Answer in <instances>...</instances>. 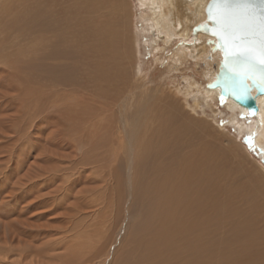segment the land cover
<instances>
[{
  "label": "rangeland",
  "instance_id": "obj_1",
  "mask_svg": "<svg viewBox=\"0 0 264 264\" xmlns=\"http://www.w3.org/2000/svg\"><path fill=\"white\" fill-rule=\"evenodd\" d=\"M73 2L0 0V264H112L127 233V243L132 239L121 249L128 254L144 222L132 196L138 140L153 108L163 101L176 103L187 117L209 127L195 145L192 136V147L201 149L209 139V146L221 149L217 154L226 157L232 186L238 188L236 195L228 189L219 195L234 198L241 190L244 208L250 203L253 208L254 199L260 204L254 181H264V162L250 134L241 135L237 127L242 122L251 126L255 115L230 111L228 100L219 95L205 111H194L187 94L193 80L208 86L204 66L217 63L219 49L207 43L205 57L179 56V39L166 46L145 29L149 17L138 0H117L123 54L115 82H97L88 78L95 59L83 58L78 27L75 41L66 42L58 36L57 22L47 32L25 24L37 12L51 20L56 16L60 23L66 15L60 9L73 8ZM72 23L78 25L75 19ZM156 224H148L137 239L151 238ZM94 225L102 230L97 241L101 236L115 241L105 259L96 256L89 262L92 245L88 248L91 238L85 230ZM173 246L167 248L172 259Z\"/></svg>",
  "mask_w": 264,
  "mask_h": 264
},
{
  "label": "bare ground",
  "instance_id": "obj_2",
  "mask_svg": "<svg viewBox=\"0 0 264 264\" xmlns=\"http://www.w3.org/2000/svg\"><path fill=\"white\" fill-rule=\"evenodd\" d=\"M70 1H74L73 8L60 9L66 14L60 23L56 16L51 20L47 13L45 14L49 18L37 12L32 20L25 24L33 31L47 32L51 31L53 22H57L61 25L58 36L66 42L75 41L74 38L77 36L74 32L78 27L81 52L85 55L83 58L87 61L95 59L93 75H88V78L97 82L114 83L116 73L118 74L116 62L118 58L120 59L121 53L123 54L125 44L122 32L124 25L121 21L122 15L116 8L117 0ZM209 1L138 0V4L147 11L149 18L146 19L148 27L145 29L153 34L152 36H156L155 39H160L166 46L179 39L175 54L196 58L207 55L209 47L207 43L215 46L214 36L193 31L195 26L207 22L206 6ZM145 16L146 14L142 15ZM74 19L79 26L72 23ZM193 35L195 39L191 42ZM78 49L80 50V47ZM217 53V63L210 60L206 65L203 61L204 78L208 84L216 79L220 70L222 52L219 49ZM54 55L57 53L51 54L52 57ZM190 83L187 94L193 99L195 105L193 110L201 107L205 111L219 95V89L196 84L194 80ZM252 93L255 94L256 90L254 89ZM227 100L230 111L248 113L234 100L230 98ZM256 101L258 113L255 115L254 124L248 126L249 124L245 125L242 122L237 127L240 134L242 132L250 134L264 162V94L259 95ZM163 102L161 107L153 108L149 120L147 116L149 125L148 122L145 124L146 131L138 140L132 188L133 203L140 204L144 220L142 227L137 230L140 231L136 234L137 238L152 222L157 223L156 231L149 239L143 236L139 241L134 237L129 253L125 255L121 248L128 246L132 239L131 236L127 243V233L119 248L111 253L112 264H264V181H254V187L261 193L262 201L257 205L254 204L257 203L254 199L253 208L251 203L248 204L249 209L242 206L244 197L241 190L239 196L234 198L229 193L225 197L219 195V190L227 189L236 195L238 188L232 186L230 173L232 170L227 169L226 157L219 156L217 154L219 149L216 150L207 144L209 139L206 142L203 140L201 149L200 145L198 148L192 147V136L195 145V141L202 139L203 131L209 127L202 121L187 117L176 103ZM160 109L163 112L158 116ZM235 118L238 117H234L233 121ZM262 168L264 169V166ZM248 198L250 199L249 196ZM85 231L91 238L87 243L88 248L92 245L87 261H94L92 259L96 256L105 259L110 254L109 247L115 241L114 237L108 242L101 236L97 241L96 237L102 230L99 231L95 225ZM172 245L174 246L170 249L174 252V259L167 253V248Z\"/></svg>",
  "mask_w": 264,
  "mask_h": 264
},
{
  "label": "water",
  "instance_id": "obj_3",
  "mask_svg": "<svg viewBox=\"0 0 264 264\" xmlns=\"http://www.w3.org/2000/svg\"><path fill=\"white\" fill-rule=\"evenodd\" d=\"M256 7L258 9L259 5ZM206 14L207 22L195 26L193 31L214 36V47L222 52L219 73L208 86L218 88L220 98H230L249 114L256 115V99L264 94V63L260 62L262 55L259 48V27L248 17L244 8L238 6L237 0H232L229 7L218 0H210L206 6ZM253 32L256 33L255 43L251 42ZM249 52L254 57L251 63ZM254 89L255 94L252 93ZM259 156L262 158L260 152Z\"/></svg>",
  "mask_w": 264,
  "mask_h": 264
},
{
  "label": "snow or ice",
  "instance_id": "obj_4",
  "mask_svg": "<svg viewBox=\"0 0 264 264\" xmlns=\"http://www.w3.org/2000/svg\"><path fill=\"white\" fill-rule=\"evenodd\" d=\"M218 2L222 3L225 7H229L232 0H218ZM238 6L244 8L245 12L247 13L248 17L251 18L255 24L259 27L260 32V39H259V48L262 55L261 63H264V0H237ZM257 5L259 8L257 9ZM252 43H255V35L256 33L253 32L252 34ZM248 58L250 63L254 60L253 55L249 52Z\"/></svg>",
  "mask_w": 264,
  "mask_h": 264
}]
</instances>
